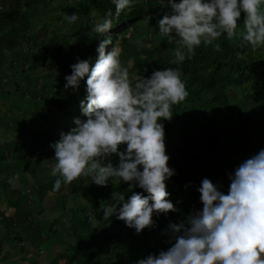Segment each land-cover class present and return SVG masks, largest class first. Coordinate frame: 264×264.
I'll return each mask as SVG.
<instances>
[{
    "label": "clouds",
    "instance_id": "1",
    "mask_svg": "<svg viewBox=\"0 0 264 264\" xmlns=\"http://www.w3.org/2000/svg\"><path fill=\"white\" fill-rule=\"evenodd\" d=\"M131 2L113 0L115 17ZM164 6L171 11L158 20V29L168 44L177 45L172 64L191 59L202 43L212 45L225 33L229 40L241 38L240 47L250 45L253 52L264 46V0H166ZM112 16L108 9L92 32L107 33ZM78 17L73 13L65 19L73 23ZM111 43V38L100 42L94 66L90 60H78L65 77V89L76 92L86 78V97L80 104L87 119H77L76 127L51 144L56 161L51 175H59L53 191L81 177L99 186L115 180L128 183L130 190L138 186L143 192L133 191L125 199L114 191L115 205L102 207L103 219L110 221L115 213L141 234L156 227L154 216L179 211L167 191L166 181L176 173L169 167L161 121H171L172 106L185 101L189 93L179 68L155 70L150 77L130 73L131 62L122 64L119 47L106 51ZM215 47L220 50L218 44ZM113 155L119 157L118 165L112 163ZM229 179L224 194L204 178L198 188L202 210L193 209L184 220L170 222L163 234L171 246L137 264H264V149L243 161Z\"/></svg>",
    "mask_w": 264,
    "mask_h": 264
},
{
    "label": "trees",
    "instance_id": "2",
    "mask_svg": "<svg viewBox=\"0 0 264 264\" xmlns=\"http://www.w3.org/2000/svg\"><path fill=\"white\" fill-rule=\"evenodd\" d=\"M82 1L84 4L87 3V8L92 11L91 23L93 26L97 22H102L108 9H112V28L104 34H96L92 32V29L89 32L73 34L72 32L61 33L57 29L43 27L34 35L27 37L26 45L36 51L37 55L41 57L44 67L50 72L54 71L64 76L71 75V65L81 59L90 60L91 65L94 66L98 58L97 48L101 41L111 38L112 43L106 49L107 52H111L115 45H118L121 37L144 19L145 7L141 4L130 6L121 13L119 18H116L113 0ZM166 8L170 9V7ZM71 14H73L72 9H65L63 18L65 19L66 15ZM241 43H243L242 40L231 42L226 33L222 34L221 37L213 41L212 45L205 46L202 43L195 49V55L191 59H186L182 64L171 63L175 58L174 53L168 55L159 52L141 67V73L145 77H150L155 70H165L169 67L181 70V79L185 82L189 95L185 101L172 106L173 113L179 112L185 106H199L204 110H209L213 118L222 109L229 106L228 91L230 89H238L245 102L264 105V46L253 52L250 45L240 47ZM217 44L220 46L219 51L215 47ZM176 46L169 44L168 52L173 51ZM84 83L86 84V78ZM81 100L59 115L37 144L33 146H20L15 142L1 144L0 160L22 159L28 153L55 143L62 134L76 127L77 119H87L81 108ZM161 122L165 128L166 154L170 157L169 167L176 173L166 181L167 191L170 193L169 199L179 211L166 216H154L156 227L145 229L141 234H137L135 229L127 227L124 221L118 220L115 213L110 221L103 219L102 205H115V201L112 200L114 191L121 192L125 195V199H128L133 191L143 192V189L137 186L130 190L128 183L119 182V180L110 181L107 186L93 187L86 195L87 208L76 212L79 217L80 214L86 217L85 224L92 230L91 234L86 237L78 236L74 242L69 243L70 255L65 258L66 264H137L139 259L146 258L150 254L158 255L160 250H167L171 246L167 242L169 237L163 234L170 222L178 223L184 220L193 209L202 210L203 205L198 191L202 179L187 177L179 170L193 168L208 172V168L205 167L204 161L193 153L184 138L174 139L172 137L166 120ZM215 128V123H211V126L203 125L202 134L205 136V134L215 131ZM125 147L122 145L121 150H124ZM114 157L118 156L113 155L112 158ZM114 165H118V163ZM144 195L148 194L144 193ZM89 217L93 220V225L96 224V221L100 223L99 226L110 223L112 231L105 230L103 232V229L98 226H91ZM94 232L102 235L99 243H92ZM112 244L120 245L122 251L117 254V249L114 247L110 251V255L102 256L100 252Z\"/></svg>",
    "mask_w": 264,
    "mask_h": 264
},
{
    "label": "crops",
    "instance_id": "3",
    "mask_svg": "<svg viewBox=\"0 0 264 264\" xmlns=\"http://www.w3.org/2000/svg\"><path fill=\"white\" fill-rule=\"evenodd\" d=\"M77 1L0 0V145L37 144L54 123L51 118L86 95L69 98L76 91L65 89L66 76L48 71L36 51L26 45V38L43 27L68 33L56 23L64 21L65 9L73 7L80 21L92 20L87 3L78 11ZM48 147L22 159L0 160V264H66L69 243L86 237L70 235L66 231L70 221L59 228L43 218L44 210L54 204L39 184L44 175L38 157ZM49 156L54 161L55 151Z\"/></svg>",
    "mask_w": 264,
    "mask_h": 264
},
{
    "label": "rangeland",
    "instance_id": "4",
    "mask_svg": "<svg viewBox=\"0 0 264 264\" xmlns=\"http://www.w3.org/2000/svg\"><path fill=\"white\" fill-rule=\"evenodd\" d=\"M139 4L145 7L144 19L125 36L121 37L117 47L121 49L120 59L122 64L127 66V62H131L132 67L129 69L130 73L142 75L141 67L149 59H152V57L159 52L172 55L174 50L168 52L169 47L167 46L169 44L167 43V38L161 37L158 29V20L171 11V9L164 6L166 0H132L131 2V6ZM82 7H85L84 1H77L76 10H82L80 9ZM70 9H72L73 12L75 10L73 7ZM243 17L244 14L242 13L241 20L238 22V32L242 30ZM91 22L92 20L90 21V19L83 21L77 19V21L73 23H69L64 19L61 24L58 20L56 21L59 29H64V32H72L73 34L89 32L93 26ZM89 24L90 26H88ZM238 40L242 39L234 38L230 41L236 42ZM82 46H84V44H82ZM80 93H86V84L84 80L81 81L79 91L75 92L73 96L69 98L75 96L79 98ZM85 97L86 95L83 98ZM228 97L230 102L229 106L221 111L219 110V114L213 118L209 110H204L199 106H185L179 112L173 113L174 115L171 121L166 120L172 137L174 139L184 138V141L192 148L193 153L202 159L205 167L208 168V172L193 168H184L179 171L187 177L201 178L202 180L207 178L211 180L224 194L228 193L231 183L229 174H234L235 169L243 161L264 149V105L245 102L242 100L238 89H230L228 91ZM61 98L64 97L62 96ZM56 103L58 104V101H56ZM57 104H55V106ZM52 118L50 121H53L57 117L54 118L53 116ZM211 123H215V131L209 132L204 136L202 134V126H211ZM43 128L44 127H41L40 130L44 131ZM54 151L55 150L49 146L43 150L38 157L39 162L43 163L42 171L44 175L43 180L39 183L40 187L45 191L48 200L54 203L48 205L44 210L43 218L49 223H54L59 228L62 223L70 221L69 224L66 225L69 226L68 229H70L71 232L69 230L66 231L70 235L73 233L74 237L79 234L88 236L91 234L92 230L85 224L86 217L82 214H80L79 217L76 215V212L87 208V193H89L93 187L99 185L92 183L90 178L81 177L73 181L71 185L62 184L61 189L54 192V182L59 178V175L56 177H52L51 175L52 167L56 161H53L49 155ZM111 159L113 164L119 163V157ZM47 165L49 167H47ZM86 212H88L87 209ZM88 219L91 226H98L103 229V232H105V230L112 231L110 223L99 226L100 223L96 221V224L93 225V220H91L90 217ZM101 236V234L94 232L92 243H99ZM120 245L122 246V242ZM120 245H109L108 248L101 251L100 254H102V256H108L111 254L110 251L114 247L117 249L116 253L119 254V252L122 251Z\"/></svg>",
    "mask_w": 264,
    "mask_h": 264
},
{
    "label": "built area",
    "instance_id": "5",
    "mask_svg": "<svg viewBox=\"0 0 264 264\" xmlns=\"http://www.w3.org/2000/svg\"><path fill=\"white\" fill-rule=\"evenodd\" d=\"M3 10V8L0 6V11H2ZM6 79H4V80H2V83L4 84V83H6Z\"/></svg>",
    "mask_w": 264,
    "mask_h": 264
}]
</instances>
